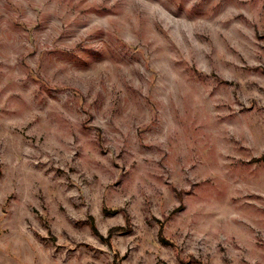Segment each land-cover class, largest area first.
Returning <instances> with one entry per match:
<instances>
[{"label":"rangeland","instance_id":"374dc122","mask_svg":"<svg viewBox=\"0 0 264 264\" xmlns=\"http://www.w3.org/2000/svg\"><path fill=\"white\" fill-rule=\"evenodd\" d=\"M0 264H264V0H0Z\"/></svg>","mask_w":264,"mask_h":264}]
</instances>
